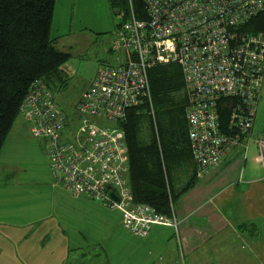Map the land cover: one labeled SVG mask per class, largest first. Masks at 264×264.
I'll return each instance as SVG.
<instances>
[{"label": "built area", "instance_id": "obj_1", "mask_svg": "<svg viewBox=\"0 0 264 264\" xmlns=\"http://www.w3.org/2000/svg\"><path fill=\"white\" fill-rule=\"evenodd\" d=\"M137 1L139 11L134 0H126L128 19L118 26L109 50L115 64L97 70L74 106L75 118L41 80L31 83L18 110L32 137L46 146L57 186L117 209L121 227L137 238L146 237L153 226H172L184 264L172 203L166 216L133 201L120 123L127 111L145 106L155 126L149 70L176 64L184 83L196 178L220 165L237 146L245 156L264 83V32H248L244 26L264 11V0ZM110 122L114 125H106ZM256 144L264 170V137Z\"/></svg>", "mask_w": 264, "mask_h": 264}, {"label": "crops", "instance_id": "obj_2", "mask_svg": "<svg viewBox=\"0 0 264 264\" xmlns=\"http://www.w3.org/2000/svg\"><path fill=\"white\" fill-rule=\"evenodd\" d=\"M77 10V0L55 1V45L82 35L75 30ZM263 134H252L245 157L237 146L201 179L193 161L180 168L177 190L194 181L173 204L190 264H264V170L256 144ZM5 178L0 264H180L172 228L153 226L137 238L121 227L117 209L76 198L55 184H48L45 199L27 193L31 199L17 191L15 171Z\"/></svg>", "mask_w": 264, "mask_h": 264}, {"label": "trees", "instance_id": "obj_3", "mask_svg": "<svg viewBox=\"0 0 264 264\" xmlns=\"http://www.w3.org/2000/svg\"><path fill=\"white\" fill-rule=\"evenodd\" d=\"M55 1L0 0V151L31 83L41 80L47 85L59 76L69 58L68 53L56 49L51 36ZM122 3L126 21V0ZM111 4L116 5L115 0ZM134 5L138 11L142 7L137 0ZM244 30L264 32V11ZM148 78L155 126L145 106L127 111L120 123L129 150L127 182L134 203L150 204L158 213L170 216V203L173 205L194 183L191 180L175 188L180 168L193 161L184 83L176 64L153 67ZM222 112L226 117L225 110Z\"/></svg>", "mask_w": 264, "mask_h": 264}, {"label": "rangeland", "instance_id": "obj_4", "mask_svg": "<svg viewBox=\"0 0 264 264\" xmlns=\"http://www.w3.org/2000/svg\"><path fill=\"white\" fill-rule=\"evenodd\" d=\"M115 2L116 5L112 6L111 0H77L78 10L74 17V24L77 25L75 28L77 32L78 29L82 30L80 33L82 35L72 38L65 37L63 38L64 42L56 45V49L68 53L69 58L59 70L60 77L57 76L48 81L47 86L60 108L70 116V119L76 117L74 106L96 76L97 70L103 65L115 64V53L109 50L118 26L126 18L122 0H115ZM68 10L69 8H67ZM259 99L254 119L255 124L251 132L253 135H259L264 130V89ZM73 120L76 122L75 119ZM13 122L0 151V183L6 181L7 173L15 171L18 178L15 185L19 188L17 190L19 193L31 199L33 198L27 196V193L45 199L49 188L48 184H55L49 171L46 146L43 142L32 137L29 132V124L19 114ZM106 125L114 124L110 122ZM242 154L244 155V151ZM25 174L27 178L24 177ZM172 211L174 210L172 209ZM176 222L178 225L180 224L178 218ZM165 227L172 228L175 234L172 226ZM177 236L181 244L180 225ZM176 241L178 242L177 237ZM190 261L191 258H184V264H190ZM179 262H181V258Z\"/></svg>", "mask_w": 264, "mask_h": 264}, {"label": "water", "instance_id": "obj_5", "mask_svg": "<svg viewBox=\"0 0 264 264\" xmlns=\"http://www.w3.org/2000/svg\"><path fill=\"white\" fill-rule=\"evenodd\" d=\"M110 195H111L113 198H115L116 200H118V197H116V195H114V191H113V190L110 191Z\"/></svg>", "mask_w": 264, "mask_h": 264}, {"label": "flooded vegetation", "instance_id": "obj_6", "mask_svg": "<svg viewBox=\"0 0 264 264\" xmlns=\"http://www.w3.org/2000/svg\"><path fill=\"white\" fill-rule=\"evenodd\" d=\"M118 12H120L119 10H117Z\"/></svg>", "mask_w": 264, "mask_h": 264}]
</instances>
